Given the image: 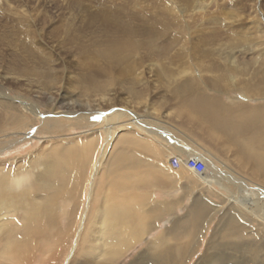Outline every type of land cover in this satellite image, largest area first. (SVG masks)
I'll use <instances>...</instances> for the list:
<instances>
[{"label": "bare ground", "instance_id": "6f19581e", "mask_svg": "<svg viewBox=\"0 0 264 264\" xmlns=\"http://www.w3.org/2000/svg\"><path fill=\"white\" fill-rule=\"evenodd\" d=\"M130 1L132 0H128V3ZM146 1L142 0L144 4L148 3ZM128 3L126 4L129 5ZM133 3H135L134 5L132 4L133 8L132 5L131 8L126 5L115 6V8L112 5L110 6L109 3V7H105L107 10L105 9L98 15L94 14L92 16V24L90 23V26H97L95 25L97 23L102 25L98 29L99 33L95 32L96 41L94 50H88L80 42L79 38H71V44L74 43L77 46L79 44L81 47L80 54L82 55L83 62L82 64L80 63V70H82V73L73 75V72L69 71L70 69H66L63 70L64 74H62L60 70L55 68V65L58 63L57 58L50 54H45V52L38 59L37 67H31V69L25 67L17 72L19 73V78L29 81L36 79L37 85L41 87L38 90L40 94L48 95L49 97L47 103L43 104L42 107L50 110L51 114L40 112L38 103L41 101H37V104H28L24 101H19V99L0 94V107L9 110L4 115L7 116L6 118L0 114V157L7 154L12 156L14 152L29 143H38L40 145L38 147L39 150H42V153L35 151L27 157L8 161L5 164L0 163V264H36L40 257L42 259L37 264L76 263L73 262L76 260L77 243H82V248L85 245L84 234L87 233L85 231L87 215L82 216V222L76 231V245L70 250L71 252L68 253L69 255L64 261L62 259L67 252L66 247L68 245L66 244L70 241V233H64L65 228L63 229L59 225L58 214L61 209L67 208L66 205H70L69 202L75 200L73 198L75 192L74 194L73 191H71L72 193L70 192L74 196L66 195L68 193L67 189H69L66 184L71 183L66 182V177L69 166L74 164L75 160L73 161V158L77 156L83 162L84 158L89 160L93 157V154H96L95 152L100 145L101 136H97L93 130H90L96 125L98 117L96 113L98 111L92 108L90 104L89 108L85 106L84 110H86L81 115L79 111L72 109L75 99L70 95L71 93L65 94V89L70 90L73 88L80 90L89 98L96 96L99 98L98 96L101 95L102 100L106 101V95L104 96L103 94L109 86L111 88L112 85L117 86L121 84H150L146 81L145 71L143 70L146 62L144 63L143 61L140 64L136 62V56L142 50L150 54L153 59L150 64L153 68L150 67L149 70L155 71V77L158 78L157 82L159 84H181L177 88L178 94L182 98L184 97L189 100L190 104L192 103L194 106H191V110L186 112L189 125H194L192 130L194 129L201 136L209 138L218 147L219 152L218 155H214L204 149V153L210 157L199 153L195 147H191L195 145L196 141H192L188 135L179 129L180 134L184 135L191 145L186 141L173 137L171 141H176V144L170 145V143V146H164L165 148L160 147L157 150L166 153L170 149H175L178 153L187 157L172 156L171 159L176 157L182 162L188 160L189 157L203 159L207 164V176L215 178L220 183L228 182L229 187L234 188L238 192L237 195L232 197L231 201L229 200L231 210L233 211L230 210L220 219L219 226L209 243L208 249L198 264H264V245L256 243L255 241L258 239L253 237L258 233V238L263 241L264 231L256 229L251 233V236L245 238L247 236L245 235L241 241L233 240L231 235L233 231L239 229L242 231L245 228L254 229L252 222H259L264 225V104L239 106L237 108L227 107L224 104L221 105L222 103L218 101V97L209 98L199 88V84H212L214 90H219L221 84H240L247 94H253L258 98L264 99L263 44L256 45L252 38L245 35L247 30L245 31L243 28L245 25H242V19L237 21L239 27L237 29L234 28L236 30H233L230 35H225L223 31L214 29L208 33V30L211 29L210 27L207 28L204 25L205 23L203 24L205 20L200 22L203 20L206 6L204 7L203 4L200 7L195 6L194 0L151 1L149 4L159 6L162 8L161 11H163L162 18L158 19V17L156 21L151 17L145 18L140 14L141 12H138L139 14L136 15L134 12L141 9L142 5H139V2L138 5L136 2ZM149 4L147 5L149 6ZM199 4L197 3V5ZM240 5L233 2L226 5L225 9L233 10L240 15ZM142 10L145 12L146 9L144 10L143 8ZM253 10L256 14V5L253 6ZM151 14L155 13L152 12ZM185 14H191L194 18ZM138 15L142 16L141 19L146 20V24L142 26L148 25L150 27V29H147L148 32L142 37L140 36L141 33L139 34L140 27L137 25L140 19ZM178 15L182 16V18L185 16L191 17L192 20L184 21L182 18H178ZM249 15L247 16L248 18ZM175 17L177 18L176 22L174 20L176 19ZM201 17L202 19L198 21L200 24L197 27V34H199L198 28L200 25H204L202 27L203 30L206 31L208 29L207 33L194 35L191 29L198 23L195 21V18ZM247 17L245 19H248ZM180 19L184 21L182 22L184 25H179ZM211 20L214 25H219L217 20ZM259 23H253L254 28L257 30L261 27ZM187 31H190V33H187ZM192 37L202 43L200 44L202 45L201 47L196 46L197 44L192 46L194 52L190 51ZM157 41H159L158 44ZM244 44L246 47H244ZM175 47H179V52L177 51L178 54L176 53L177 58L175 55V57L172 56L170 58L168 54H171ZM248 47L254 49L257 55L254 56V53L247 61L238 59L235 54L239 52L245 53ZM40 50L43 49L40 48ZM243 61L245 62L243 63ZM196 72L200 73V75H197ZM65 73L67 74L66 77L64 76ZM229 74L230 77H226ZM234 74L237 78L234 77ZM206 75L208 77L210 75V78L206 77ZM53 91L54 94H59V97H57L58 95L53 97ZM37 98L40 99L41 97ZM97 98H94V100ZM70 102L73 104L72 106H69ZM194 102L196 105H194ZM15 106L19 107L18 110L21 112V115L17 113V107ZM11 108L13 114L11 113ZM90 108L91 110H89ZM193 110L196 112H193ZM88 113L94 115L91 120H94L95 123H90ZM69 114L79 116L74 119L73 123L66 125L65 119L70 116ZM7 118H9V121L3 125V122ZM20 118L21 121L19 122ZM124 119L126 121H123ZM150 123L152 124L153 122L150 121ZM101 124L102 127L98 130L104 131L102 133L105 134V144L102 148L98 149L97 160L94 158L96 162L92 161L95 165L93 166V173L91 171L93 177L89 184L87 209L91 207L93 197L96 194H102L104 201L102 209L98 212L100 217H97V219L99 218L96 223L97 230H94L98 233L96 234L93 231L96 234L94 240L91 239L94 234L90 236V239L93 240L91 242L95 243V245L94 247L87 245V247L93 251H97L93 253V255L95 254L93 256L94 260L97 262L102 261L103 264H111L117 262L127 254L129 249H132L137 243L146 238V228H139L143 224H138L136 220L137 214L144 215V208L151 203V199L142 190L146 189L145 186H151V183L154 182L152 179L156 177L161 178V176L165 178L169 163L160 158L158 159L156 157L158 151L152 150L149 148L148 143H143L140 139L137 141L129 140L127 142L129 148L135 149L133 150V152L135 151L134 153L131 154L130 152L131 155H125L124 153L123 155L116 153L117 150L114 151L117 144L125 143L126 132L127 134L128 132H132L133 136L135 134L140 137H149L151 140L156 141L158 145H163V143L158 142L157 137H163L165 141L167 139L165 136H159L160 133L162 134V132H159L160 129H152L145 120L132 110L113 111L112 115L103 119ZM74 130H81L82 133L89 132L91 134L87 143L85 144V140L82 143L85 145H82L83 147L79 145L82 148L78 150H76L74 145L76 142L71 144L66 139V131L72 132ZM167 133H164L166 137L169 135ZM243 143L248 147L243 148L241 146ZM76 146L78 145L76 144ZM62 147L63 149L61 150L60 148ZM94 150L96 151L94 152ZM140 153L146 155L149 160H147L148 158L141 157ZM165 157L169 158L167 154ZM108 161L109 165L106 166V170L101 174L102 166L106 162L108 163ZM81 162L77 165L82 166ZM157 162L160 165H156ZM124 164L125 168L134 169L136 167L139 170L142 169V172L135 174V170H132L129 173L128 171L125 172V169L119 177H113L116 171L124 169V167H121ZM180 170L176 174V177L179 181L185 180L187 176L183 170H189L185 167H182ZM77 173L78 170L73 171L74 176ZM192 173L195 174L194 172ZM99 174L102 177H100L101 182L98 185L94 178ZM197 176L200 175L197 174ZM118 178L125 183L121 186L115 185V181ZM236 196L245 198L246 202L239 204L235 201ZM208 208L207 204L197 201L194 204L192 212L188 213L186 219L184 218V222H196L199 219L198 216H202L204 210ZM77 209V206H74L72 213L74 214V211L76 212ZM22 213L23 217L20 220L19 217ZM74 221L73 223H75ZM168 235H160L158 238L151 239L144 253L132 264H149L154 257L158 264H189L188 261L198 252L197 248H191L189 244L184 246L168 245ZM226 239L228 240L225 241ZM227 243L228 247L225 249L224 245ZM256 244L260 245L259 248L261 250L259 248L252 249V246ZM190 249H193L192 252H190ZM220 249L223 250L220 251ZM189 252L191 253V257L189 260H186ZM231 253H234V255Z\"/></svg>", "mask_w": 264, "mask_h": 264}, {"label": "rangeland", "instance_id": "374dc122", "mask_svg": "<svg viewBox=\"0 0 264 264\" xmlns=\"http://www.w3.org/2000/svg\"><path fill=\"white\" fill-rule=\"evenodd\" d=\"M112 1H113V4H112ZM132 1L136 2L137 5L139 3H140L139 5H142L141 9L134 12L136 15L139 14L138 12H141L140 14L143 15L145 18L151 17L155 21L157 20L158 17H159L158 19L162 18L163 16V11H161L162 8L159 6H153L152 4H149L153 0L146 1V3L148 2L147 4H149L150 7L147 4H144L142 0H137V1L132 0ZM132 1L128 3V0L126 1L125 0H111V1L110 0H0V94H4L5 96L15 98L17 100L19 99V101H24L28 104H35L37 101H41L42 103L41 102L38 103L40 112L44 114H51L52 112L50 110L42 107L43 104L47 103V101L49 100V97L48 95L40 94V91L38 90L41 87L37 85L36 79H31L29 81L24 78H19V73L17 72H19L21 68L27 67L31 69V67H37L38 59L41 58L42 53L45 52V54H50L51 56L57 58L58 63L57 65H55V68L57 70H60L62 74H64L63 70H66V69L68 70L70 69L69 71L73 72V75L82 73V70H80L81 68L80 63L82 64L83 62L82 55L80 54L81 47L79 44L78 46L75 45L74 43L71 44V38H74V37L79 38L80 42L84 46H86L88 50H94L93 48H94V44L96 41L95 32L99 33L98 29L102 25L100 23H97L95 24L97 26H90L89 24L90 23L92 24L91 22L92 16H94V14L98 15L99 13H101V11L106 9L105 7H109V5L110 6L112 5V7L126 5L131 8V5L135 4ZM194 1H195V6L200 7V5L202 4L204 7L206 6V9H205L206 12L204 10L205 13L203 16V20L200 21V19H202L201 17V18H195V21L202 22L205 20L206 22L204 21L203 24L205 23L204 25H206L207 28L210 27L211 29V30L207 29L208 33L212 32L214 29V30L223 31L225 35H230V33L233 30H236L239 27L237 21L242 19V22H243L242 25H245L243 26V28L245 31L247 30L245 32V35H248L250 38H252L254 41V44L260 45L262 43L264 47V30H263L264 29L263 28L264 27V0H194ZM196 2L198 4L200 2V4L197 5ZM233 2L235 4L237 3L239 5L240 4L243 5V6L240 5V9H241L240 15L238 12L225 9L226 5L231 4ZM126 3H128L129 5H127ZM133 5H132V8H133ZM255 5H256V10H257L256 14H255V11L253 10V6ZM143 8L144 10L146 9L145 12H143L142 10ZM152 12L155 14H151ZM180 15H178V18H182V16ZM189 15L193 16L191 14ZM189 15H186V16H189ZM248 15H249V18L247 17ZM186 16L182 18L184 21L192 20L191 17H186ZM240 16L241 18H239ZM251 16L255 19L257 18L258 19L253 20ZM141 17L142 16H140V19L138 20L137 25L140 27L139 34L141 33L140 36L142 37L143 35L146 34V32H148L147 29H150V27L148 25L147 26L145 25L144 27L142 26L143 24H146L145 23L146 20H144L143 18L141 19ZM246 17L248 19H245ZM251 18L253 21L251 20ZM182 19L179 20L180 21L178 22L179 25L182 24V22H184ZM211 19L217 20L219 22V25H214L211 22L212 21ZM174 20L176 22L177 18ZM208 20H209V24H208ZM246 21H249V22H246ZM254 22L261 23V24L259 23V26L261 25V27L258 29L259 31L254 28V24H253ZM198 24L200 23L198 22L191 29V31L194 32L193 34L194 35L195 34L196 35L206 34L207 30L205 31L202 28L204 25L199 26L198 28L199 34H197ZM55 32H61V33H55ZM187 33H190V31H187ZM199 42L200 41H198V39L196 40L192 37L190 51L194 52V50L192 49V46H194V44L195 45L197 44L196 46L201 47L202 45L200 44L202 43L201 42L199 43ZM158 43L159 41H157V44ZM244 47H246L245 44H244ZM40 48L43 50H40ZM178 50H179V47H175L174 50H172L171 54H168L169 57L171 58L172 56L173 57L176 56L177 58V54L179 52ZM245 51H246L245 53L239 52L238 54H235V55L238 57V59H243L247 61L256 52L254 49L249 48V47ZM256 55L257 54L255 53L254 56ZM90 56H93V55H90ZM143 61L144 63L146 62L144 69H143L145 71V78H146V81H148L150 84H121L117 86L112 85L111 88H109L110 87L109 86L107 87L108 89L105 91L106 94L105 93L103 94L104 96L106 95V98H105L106 101L102 100L101 95L98 96L99 98H97V96L89 98L85 93L83 94V92H81L80 90H75L73 88H71L70 90L65 89V94L71 93L70 95H72L75 99L74 106L72 109L79 111V113L83 115L84 114L83 111L86 110V109L84 110L85 106H88L89 108V105L91 104V107L95 108L98 111L96 113L98 116L96 125L92 127V129H90L91 131L93 130V132L97 134V136L99 137L101 136L100 145L98 149H100V147L102 148V146L105 144V139H104L105 134H103L104 131L98 130L100 127H102L101 122L103 121V119H105L109 115H112L113 111H117V110L122 111L123 109H130L134 113H136L138 116H140L143 120H145V122L150 127H152V129L154 130L160 129L159 132H162V134L160 133L159 136L161 135L165 136V138L167 139L165 141L163 137H157L158 142L163 143V145H158L156 141L151 140V138L149 137L148 138L140 137V136H136L135 134L133 136L132 132H128V134L126 132L125 143L123 144L119 143L116 145L114 149V151L117 150L116 153H120V154L124 153L125 155H131L132 153H134L135 151L133 152V150L135 149L129 148L127 146V142L129 140L137 141L140 139V141H143V143L145 142L148 143L149 148H151L152 150L155 149L156 151H158L157 149H160V147L165 148L164 146H167V145L170 146V145L176 144V141L175 142L171 141V138L173 137L174 138L177 137L179 138V140H183L189 143L187 141V138H185L184 135L180 134V132L178 131L179 129V130H182L184 134L188 135V137H190L192 141L194 142L196 141L195 145L194 146L192 145L191 147L192 148L195 147V149H197L199 153L209 156L204 153L203 150L205 149L211 154L218 155V152H219L218 147H216L209 138H206L203 135L201 136L199 132H196L194 129L192 130V127L194 125H189L186 112H188V110L189 111L191 110V106H193V104L192 103L190 104L189 100L185 99L184 97L182 98L178 94L179 92H177V88L181 84H159L157 82L158 78L155 77V71L153 72L149 70V68L151 67L150 64L152 63L153 59L151 58L150 54L142 50L138 54V56H136V62L140 64ZM245 61H243V63ZM143 70L141 71L143 72ZM198 72H196L197 75H200V73ZM64 76L66 77L67 74L65 73ZM206 77L208 76L206 75ZM226 77H230V74L229 76H226ZM234 77L237 78L235 74H234ZM208 78H210V75ZM199 85H200L199 88L204 91L207 97L208 96L209 98L218 97V101L222 103L221 105L224 104V106H227V107L237 108L239 106L245 107L248 105L256 106L259 104H264L263 98H258L254 96L253 94L251 95L247 94L242 89V86L240 84H221L219 87V90H214V87L212 84L211 85L210 84H199ZM52 93H53V97L57 95H58L57 97H59V94L57 93L54 94V91ZM137 94H142V95L138 96ZM37 97H41V98L39 99ZM94 98H97V99L94 100ZM99 99H101L102 101ZM72 105L73 104H71L70 102L69 106H72ZM80 105H82V107H80ZM194 105H196V103ZM18 109L19 107H17L16 111H18L17 113L21 115V112ZM89 110H91V108ZM8 112L9 110H6L0 107L1 115L4 116ZM193 112H196V111L193 110ZM11 113L13 114L12 108H11ZM78 116L79 115H76V116L70 115L67 118L65 117L66 125L73 123L75 121L74 119H76ZM6 117L7 116H4V118ZM88 117L90 119V123H95L94 120H91L94 117L93 114L88 113ZM8 121H9V118L5 119V121L3 122V125ZM20 121H21V118L19 119V122ZM123 121H126V120L124 119ZM150 121L153 123L151 124ZM154 126L156 129L153 128ZM11 131L14 132L13 130ZM163 131L164 133L168 132L167 134L169 135L166 137ZM65 134L67 136L66 139L71 144L76 142V144L78 145L76 146V144H74L76 147V150L82 148L87 143V140L89 136L91 135L89 132L82 133L81 130H74L72 132L66 131ZM76 138L77 140H75ZM85 140L86 142L83 145L82 143ZM79 145L80 146L83 145V146L80 147ZM189 145H191V143H189ZM39 146L40 145L38 143L36 144L29 143L23 146L22 148H20L18 151L14 152L12 156H10L9 154H7L6 156H1L0 163L5 164L8 161H13L18 158L27 157L31 155L32 153H34L35 151L42 153V150H39L38 148ZM241 146L243 148L248 147L244 143ZM60 149L62 150L63 147ZM125 149L128 150L129 152L126 151ZM95 151L96 150H94V152ZM97 151L95 152L96 154H93V157L91 158L89 157L90 159L88 158L90 161L84 158L83 162H81L79 158H77V156L73 158V161L75 160L74 164L69 166V171H68L69 175L67 174V177H66L67 179L66 182L67 183L71 182V183L67 185L65 182V184L69 188L67 189L68 193L66 195L74 196L71 194L72 193L71 191H73V194L75 192V196L73 197L75 200L73 199L74 201L69 202L70 205H66L67 208L61 209L58 214L59 225L63 229L65 228L64 233L65 234L70 233L69 235L70 241L66 244L68 245L66 247L67 252L63 256L64 258L62 260L64 259L66 260V257H68L69 255L68 253L71 252L70 250L76 245V241H77L76 231L80 227V224L82 222L81 221L82 216H84L85 214L87 215V225L85 229L87 233L85 232L86 234H84L85 245H83V248H82L81 247L82 243H77V246H76L77 253L75 255L76 260L73 262V263L76 262L75 264H99L100 262V261L97 262L96 260H94V257H93L95 255V254L93 255V253L97 251H93L87 247V245L88 246L90 245L93 247L95 245V243L91 241L94 240L96 234L98 233V232L96 233V231L94 230H97L96 223H97V220H99V218L97 219V217H100L98 212L100 211V209H102L101 207L103 206V201H104V196L102 194H96L93 197L91 207L87 209V202L89 199V190H90L89 184H90V181L92 180L91 178L93 177L92 176L93 166L95 165V163H92V161L96 162L97 156L99 153V152L97 153ZM141 151L144 152L143 150ZM166 154L168 155L169 158L165 157ZM147 155L149 156V154ZM140 156L146 159L148 158L146 155L142 153H140ZM172 156H178L180 158L187 157L185 155H181L175 149H170L169 152H166V153H162L161 151H158V154L156 157L158 159L160 158L161 160H165L169 163V168L166 172L167 175L165 176V178L164 177L162 178L161 176V178L156 177L152 179L154 182L151 183V186H145L146 189L142 190V192L143 193L146 192L145 195L147 194L146 196H148V198L151 199V203H149V205H147V207L144 208V211H143L144 215L140 213L137 214L136 220L138 221V224L139 223L143 224V226H139V228H142V227L146 228L145 229L146 230L145 233L147 232V234L145 235L146 238H144V240L137 243V245H135V247H133L132 249H129L127 254L121 257L117 262L111 263V264H132L137 258H139V256H141V254L144 253L151 239L158 238L160 235H165V234L168 235L169 233L170 235H168V239H169V242L167 243L168 245H173V246L183 245L184 246V245L189 244L191 245L190 246L191 248L192 247H195V249L197 248L196 250H198V252L194 254V256L191 259H190L191 257L190 252H192L193 249H190V252L187 254L186 260L190 259L188 261L189 264H198L208 249L209 243L215 231L217 230L219 226L220 219L224 216V214H226L227 212L231 210V203L229 202V200L231 201L232 197L237 195L238 192L234 188H230L228 182L220 183L215 178L207 176L206 173L204 175L197 176V174H193L192 172H189L187 170H183L186 173L187 178H185V180L179 181V179H177L176 177V174L181 170H174L170 166V159ZM94 158H96V160H94ZM147 160H149V158ZM79 161L83 164L82 166L77 165V164H80ZM87 161L89 163L88 165L89 167L87 166ZM90 163L92 164L90 165ZM106 163L103 165L104 167L102 166L101 174L106 170V166L109 165V161L107 164ZM73 165H76V166H73ZM156 165H160V163L157 162ZM124 166L125 164L121 167H124ZM70 167L73 169H71ZM83 168L84 170H82ZM136 169L139 170V168H136V167L134 169H131L129 167L128 168L124 167V169L116 171V174H114L115 176L113 177H117V176L119 177L123 173L124 170L125 172L128 171L129 173L132 172V170H135V174H140L142 172V169H140L138 172ZM76 170H78V173H77L78 176L77 175L74 176L73 174V171H76ZM81 170L84 172L82 173ZM101 174H99L98 176L94 178V180H96L95 181L96 184L98 185L101 182V178H100L102 177ZM63 178L65 177L63 176ZM103 180H104V177H103ZM115 183H116L115 185L121 186L125 182H123L122 180H120V178H118L115 181ZM51 193H53V191H51ZM197 201L207 204L209 208L204 210V212L202 213L203 214L202 216L201 215L198 216L199 219L196 222L194 223L186 222L185 223L184 218L186 219V216L188 215V213L192 212L194 204H196ZM235 201H237L239 204L246 202L245 198L241 196H236ZM62 204L64 205L63 202ZM74 206L75 207L77 206L78 209L76 210V212L74 211V214H73L72 210H74ZM84 212H87V213H84ZM21 217H23V213L19 217L20 220H21ZM71 220L73 221L75 220L74 221L75 223H73V221ZM252 226L254 227V229L245 228L243 229V231L240 229L237 231H233V233L231 234L233 240L241 241L245 237V235H247L245 238H248V236H251V233L254 232V230L256 229H260L261 231H264V225L262 223L252 222ZM93 231L96 234H94ZM90 232H93V233H90ZM92 234H94V236ZM91 235L93 238L90 237ZM88 237L89 239H87ZM253 237L258 239L257 241H255L256 243H261L264 245V240L261 241V239L258 238L259 237L258 233H256V235ZM90 238L93 240H91ZM227 240L228 239H226L225 241ZM92 243L93 245H91ZM259 246H260L259 244H256L252 246V249L259 248ZM227 247H228V243L224 245L225 249H227ZM230 248L233 249L232 247ZM221 250L223 249H220V251ZM259 250H261V248H259ZM234 253H231V254L234 255ZM41 259L42 257H40V259L37 260L36 264L39 263ZM101 262L100 264H103V262L102 263ZM106 264H109V263H106ZM149 264H158V262L155 260V257H154L150 261Z\"/></svg>", "mask_w": 264, "mask_h": 264}, {"label": "built area", "instance_id": "2783aa9c", "mask_svg": "<svg viewBox=\"0 0 264 264\" xmlns=\"http://www.w3.org/2000/svg\"><path fill=\"white\" fill-rule=\"evenodd\" d=\"M171 167L176 170H180L182 167L187 168L189 171L198 175H204L207 171V164L203 160L195 157H189L188 160L182 162L178 158H172L170 161Z\"/></svg>", "mask_w": 264, "mask_h": 264}]
</instances>
